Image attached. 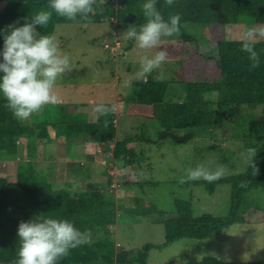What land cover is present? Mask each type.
Instances as JSON below:
<instances>
[{
  "label": "trees",
  "instance_id": "16d2710c",
  "mask_svg": "<svg viewBox=\"0 0 264 264\" xmlns=\"http://www.w3.org/2000/svg\"><path fill=\"white\" fill-rule=\"evenodd\" d=\"M98 1L109 4L117 2L119 7L99 10L95 4ZM142 2L95 0L92 19L86 23H101L108 17L122 24H142L146 19ZM156 6L165 18L170 13L181 14L182 53L178 62L183 74L180 83L184 87L185 98L179 101L168 98V81L150 78L137 80L131 84L130 93L125 99L128 115L141 121L156 120L159 127L175 130L196 131L217 127L227 120L234 121V127L244 128L245 135L249 136L244 139L246 146L254 147L256 151L252 162L249 161L248 167L241 173L190 182L193 186L203 187L209 194L219 184H230L231 206L227 215H195L191 201L177 199L176 214L162 221L165 227L164 243L144 245L137 251V264H148V254L152 248H164L184 239L217 238L227 227L236 223H264V209L248 199L252 191L264 190V124L250 114L244 115L241 110L243 107L256 109L264 105V37L257 39L255 44L261 62L253 68L250 67L247 53L240 48L241 40H227L222 36V29L228 24L251 22L264 29V0H171V3L156 0ZM44 7H47V0H0V27L17 20L23 23V17ZM72 22L76 21L53 13L46 25H37V28L43 33H54L57 24ZM188 22L206 24L211 32L209 39L199 40L188 34L183 28V24ZM209 97H214V100ZM108 109L100 111L96 120L92 121L82 110L76 111L67 105L53 108L47 104L28 123L17 119L0 98V150L8 155H16L21 140L25 139L27 153L31 157L39 143H46L51 136H55L59 146H66L71 139L81 136L91 145V151L97 144L106 146L112 142L113 147L106 148L116 163H123V172L119 175H125V168L137 158L135 145L138 140L132 136L117 139L113 111ZM112 177H108L106 185L110 186ZM151 185H156V182ZM111 195L109 191L93 188L83 189L76 195L71 185L56 188L36 171L31 159L20 163L15 181L9 180L6 173L1 174L0 264H15L19 247L16 235L18 222L38 212L68 217L81 229H89L90 235L99 236L103 232L101 238L91 241L89 236L87 242L71 248L58 264L124 263L127 253L120 252L118 255L114 242L108 238L111 235L108 226L115 223L116 215L121 210ZM146 206L149 208L144 213H163L153 203H146ZM171 264H264V261L225 263L208 256L197 262Z\"/></svg>",
  "mask_w": 264,
  "mask_h": 264
},
{
  "label": "rangeland",
  "instance_id": "374dc122",
  "mask_svg": "<svg viewBox=\"0 0 264 264\" xmlns=\"http://www.w3.org/2000/svg\"><path fill=\"white\" fill-rule=\"evenodd\" d=\"M110 7L119 5L116 2L100 9ZM129 25L130 23L122 24L108 17L101 23H87L86 27L80 22L57 24L53 34L60 48L69 54L71 63L56 81L55 92L58 101L48 105L53 108L67 105L76 111L82 110L92 121L96 120L100 112L97 110L98 104L107 105L112 111L116 107V113L112 114L117 139L132 136L138 140L135 145L137 158L131 166L125 168V175H119L123 172V163H116L106 148L113 146L112 142L106 146L97 144L93 151L89 143H80L78 146H86L84 148L87 153L81 152L79 155L78 152L74 158L68 159L71 162L89 164H86L88 178L87 174L78 175L80 181L76 180V187L72 191L74 194L86 189L88 186L84 184L90 179L94 181L93 189L113 194L111 198L121 210L115 218L117 225L114 223L115 226H111L114 235L111 240L118 255L120 252L127 253L122 264H137V251L144 245L164 243L165 227L162 221L176 214L177 199L191 201L195 215L224 216L229 213L230 184H219L216 190L209 194L203 187L190 184L194 180L204 178H187V168L197 164H202L210 170L220 167L221 173L217 177L228 176L245 171L251 156L244 142L249 136L245 135L244 128H235L234 121L227 120L217 127L195 131L164 129L159 127L156 120L141 121L127 116L125 99L130 93L131 84L137 80L150 78L168 81L167 97L174 101L185 98V90L180 83L183 74L178 62L182 53L180 31L171 37L162 38L154 47L141 49L125 37L123 31ZM249 26L259 30V27L251 22L228 24L223 27L222 36L227 40H242L243 33ZM183 28L199 40H207L211 36L210 29L203 23L188 22L183 24ZM261 37H264V34L258 32L254 38L257 40ZM157 48L167 50L166 60L150 73L139 74L140 57L154 54ZM214 97L208 99L214 100ZM215 107L217 108L216 105ZM263 109L264 105L256 109L243 107L241 110L244 115L250 114L264 124ZM38 112L23 121L29 123L32 116L40 113ZM20 149L19 158L14 160L11 167L6 162H0V172L9 174L11 181L17 178L18 165L24 162L27 156L26 150L24 151L23 147ZM85 154L91 155V161ZM220 156H224V159ZM142 158L145 160H141ZM33 164L41 176L52 180L51 170L47 165L34 162ZM57 169H61L59 164ZM66 170V167H63L59 173L60 177L53 178V183L57 184H53L56 188H65L66 183L73 177ZM81 172L84 173L85 169ZM110 175L118 182L112 190L106 185ZM154 182L156 185H151ZM248 196V199L264 209V190L256 189ZM146 203H153L163 213H144L149 208ZM100 233L99 236L91 234L90 240L101 238L103 232ZM108 238L110 239V236ZM208 256L216 257L225 263L264 261V223H236L227 227L217 238L184 239L164 248H152L148 254V264L197 262Z\"/></svg>",
  "mask_w": 264,
  "mask_h": 264
},
{
  "label": "clouds",
  "instance_id": "9594fccd",
  "mask_svg": "<svg viewBox=\"0 0 264 264\" xmlns=\"http://www.w3.org/2000/svg\"><path fill=\"white\" fill-rule=\"evenodd\" d=\"M171 3V0H168ZM95 0H47V7L41 8L24 22L12 21L0 27V98L19 120H25L40 111L46 104L58 101L55 84L69 67L71 60L64 52L53 33H43L37 25H46L53 13L69 20L88 22L92 19ZM145 22L130 24L123 32L141 49L159 44L165 37L180 31V13H170L165 18L156 6V0H143ZM264 34V29L249 26L245 29L240 48L247 53L250 67H258L260 52L255 48V35ZM168 53L157 48L152 55L139 59L138 72L150 73L166 60ZM97 110L108 111V106L98 104ZM252 157L256 149H247ZM221 168L214 170L202 164L186 169L187 178L212 180L219 176ZM38 212L26 220H20L16 235L17 248L15 264H58L69 250L89 240V229H81L68 217L46 215Z\"/></svg>",
  "mask_w": 264,
  "mask_h": 264
},
{
  "label": "crops",
  "instance_id": "0c3cea01",
  "mask_svg": "<svg viewBox=\"0 0 264 264\" xmlns=\"http://www.w3.org/2000/svg\"><path fill=\"white\" fill-rule=\"evenodd\" d=\"M95 4L99 10H102V9H100V7H103V6L108 7L110 5L108 2H105V1H98ZM78 22L82 23L84 25V27H86V24H87L86 22L76 21L75 23H78ZM127 116L129 117L128 114H127ZM131 118H133V117H131ZM80 143L85 144L87 142L84 138L79 136V137H75V138L71 139L66 144V146H59V142L57 141L55 136H51V140L47 141L46 143H39L38 149H36L35 152H32V156L30 157L27 153L28 150H27V147L25 145L26 140L22 139L20 142V144L22 146H19L18 154L8 155L6 152L0 150V162H6L9 164V167H11L14 163V160L17 161V159L19 158L20 151H21L20 147H23L24 151L26 150V155H27L25 160L31 159L35 164L40 163L43 165H47L50 168L51 178H52L51 181L52 182L49 180L48 181L51 182L52 184H54L53 182L55 181V180H53V178L60 177L59 173L62 172L63 167H66V169H67L66 171H68V173L73 177H71L69 179L68 183H66L67 186L65 188H67L69 185H71L72 191H74V189L76 187V180H77V182L80 181L78 175L83 174L85 176L87 174L86 178H88V168L86 167L87 165H89V164H87L88 162L81 164V162H79L78 159H76L78 162L68 161L69 158H71V157L74 158L78 152H79V155L81 154V152L87 153L86 148H84L86 146H78V145H80ZM85 155H86V157L89 158V160L92 159L90 154H85ZM83 158H85V157H83ZM85 160L88 161L87 158H85ZM58 164L61 166V169H57ZM0 168H1V166H0ZM82 169H85L84 173L81 172ZM1 174H3V173L0 172V175ZM7 176L9 178V174H7ZM15 180H13V181H15ZM93 183H94V181L92 179H90L88 181V183L84 184V185L88 186L86 189H91L94 187ZM54 185L57 186V184H54ZM75 194L77 195L78 193L75 192ZM112 225L113 226L117 225V222L115 223V225L114 224H112ZM112 225H110V227H109L110 233H112V235H110V239L112 237H114L112 227H111Z\"/></svg>",
  "mask_w": 264,
  "mask_h": 264
},
{
  "label": "built area",
  "instance_id": "2783aa9c",
  "mask_svg": "<svg viewBox=\"0 0 264 264\" xmlns=\"http://www.w3.org/2000/svg\"><path fill=\"white\" fill-rule=\"evenodd\" d=\"M106 47H108V46L106 45ZM116 110H117L116 107L113 108V112L114 113H116ZM111 147H113V146H111ZM116 184L118 185L117 179L116 178H113L112 183L109 186V189L111 188L110 190H112V188H116V186H117ZM117 244L120 245L119 243H117Z\"/></svg>",
  "mask_w": 264,
  "mask_h": 264
}]
</instances>
